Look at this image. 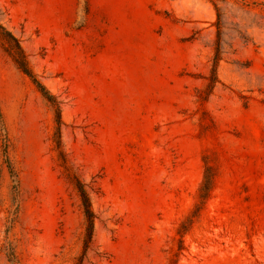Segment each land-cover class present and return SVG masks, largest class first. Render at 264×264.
<instances>
[{"label": "rangeland", "instance_id": "1", "mask_svg": "<svg viewBox=\"0 0 264 264\" xmlns=\"http://www.w3.org/2000/svg\"><path fill=\"white\" fill-rule=\"evenodd\" d=\"M0 114V264H264V0H0Z\"/></svg>", "mask_w": 264, "mask_h": 264}, {"label": "trees", "instance_id": "2", "mask_svg": "<svg viewBox=\"0 0 264 264\" xmlns=\"http://www.w3.org/2000/svg\"><path fill=\"white\" fill-rule=\"evenodd\" d=\"M12 57L19 66V68L23 71V73L33 81V83L38 87L41 93L51 102L55 103V98L53 97V95H51V93L46 89L44 85H42L39 81H37L31 70L28 68L26 58L22 50L19 49L18 53L12 55ZM219 61H220V52L218 51L213 59V67L211 70V75L207 79L208 80L207 88L205 92H199L200 101H206L209 98V96L212 94L215 86L219 83L218 72H217ZM1 116L2 115L0 114V121L2 120ZM58 122L60 123V115H58ZM215 180H216L215 169L212 166L205 163L204 177L202 184L199 188L198 203L196 204V209L192 213V215L188 217L187 220L181 224L178 230L179 235L184 234L187 228L193 224V221L199 215L202 207L209 200L215 185ZM77 189L81 196L84 212L88 221V241H89L92 239V234L94 230V213L91 208L90 199L86 191L84 190L83 184L78 182Z\"/></svg>", "mask_w": 264, "mask_h": 264}]
</instances>
